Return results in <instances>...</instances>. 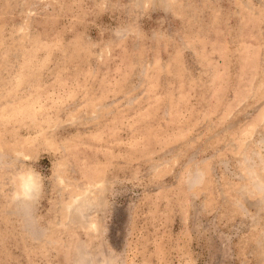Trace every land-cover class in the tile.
<instances>
[{
	"label": "rangeland",
	"instance_id": "374dc122",
	"mask_svg": "<svg viewBox=\"0 0 264 264\" xmlns=\"http://www.w3.org/2000/svg\"><path fill=\"white\" fill-rule=\"evenodd\" d=\"M0 264H264V0H0Z\"/></svg>",
	"mask_w": 264,
	"mask_h": 264
},
{
	"label": "bare ground",
	"instance_id": "6f19581e",
	"mask_svg": "<svg viewBox=\"0 0 264 264\" xmlns=\"http://www.w3.org/2000/svg\"><path fill=\"white\" fill-rule=\"evenodd\" d=\"M33 184H34L33 182L27 183L25 186L26 191L29 192L31 189H33L34 186Z\"/></svg>",
	"mask_w": 264,
	"mask_h": 264
}]
</instances>
